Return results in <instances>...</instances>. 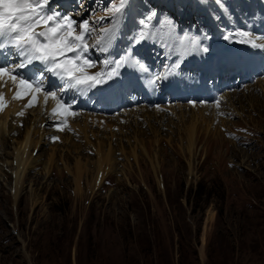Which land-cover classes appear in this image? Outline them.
<instances>
[{"label":"rangeland","instance_id":"obj_1","mask_svg":"<svg viewBox=\"0 0 264 264\" xmlns=\"http://www.w3.org/2000/svg\"><path fill=\"white\" fill-rule=\"evenodd\" d=\"M114 2L98 0L99 16ZM260 82L225 95L219 115L212 106L175 104L72 117L74 134H58L57 143L41 117L16 199L14 149L35 117L12 101L0 111V264H264ZM199 112L189 146V119ZM84 118L86 138L73 124ZM98 167L106 169L100 181Z\"/></svg>","mask_w":264,"mask_h":264},{"label":"snow or ice","instance_id":"obj_2","mask_svg":"<svg viewBox=\"0 0 264 264\" xmlns=\"http://www.w3.org/2000/svg\"><path fill=\"white\" fill-rule=\"evenodd\" d=\"M221 2L222 0H215L217 4ZM127 4L128 0H118V3H112V7L106 10L104 17L76 21L71 16L52 10L51 0H0V53L4 54V59L0 60V87L4 86L7 78L16 87L13 99H23L26 95H31L26 107H34L33 101L37 100V94L43 92L45 103L49 98L56 101L53 114L72 115V105H66L58 92L75 90L78 94H83L85 90L109 83L120 74L122 67L129 65L134 71L147 73L145 64L127 54L112 59L106 57L99 66L86 55L92 48L88 41L93 33L97 34L95 45L102 53L110 55V46L116 38L117 26L123 18ZM155 16L157 13L153 11L146 19L151 21ZM104 21L110 27L104 26ZM140 23L144 28L148 27L144 21ZM236 35L242 38V43L257 48L264 47V44H258L247 32ZM147 36L148 33L142 30L138 37H133L132 42L139 43ZM180 44L187 50L188 47L196 46V41L181 40ZM199 50L209 51L207 47ZM9 53L16 57L11 63L8 61ZM36 63L42 66L38 76L29 78L20 73L21 69ZM97 67L100 70L95 73L88 71ZM178 67V64L173 66ZM45 72L62 82L58 91H43ZM171 75H174L172 69L156 74L149 79V84L156 86L159 81L167 80ZM3 101V93H0V110L5 106ZM18 115H23V112ZM55 139L57 138L53 137Z\"/></svg>","mask_w":264,"mask_h":264},{"label":"bare ground","instance_id":"obj_3","mask_svg":"<svg viewBox=\"0 0 264 264\" xmlns=\"http://www.w3.org/2000/svg\"><path fill=\"white\" fill-rule=\"evenodd\" d=\"M261 82H264V81H261ZM260 82V83H261ZM261 89V88H260ZM0 93H3V96L4 97H7V98H9L10 96H11V88H10V86H7V88L6 89H2V87H0ZM231 94V93H230ZM230 94H228L227 95V97H229L230 99H231V97L234 99V96H235V94H236V92H234V94L233 95H230ZM251 94V93H250ZM231 101V100H230ZM20 103H22L23 104V108H22V110L24 111L25 110V112L27 113V111H30V110H26L25 109V107H24V104H25V102H20ZM15 104V103H14ZM230 105H232V103L230 102ZM51 107H54L53 105L51 106ZM192 108H194V107H192ZM21 109V108H20ZM34 110V112H33V117H35L34 118V122L33 123H31L28 127H26V128H28V129H26V132H25V134H24V137H23V139H22V141L21 142H19L18 144H17V146H16V148L14 149L15 151H14V164H15V166H14V168H15V171L13 172V175H14V179H15V186H14V190H13V196H14V198L16 199L17 198V196H18V193H19V190H21V186H22V182H23V179H25L24 177H25V175H26V172H27V170L28 169H30L31 167H32V163H31V161H30V163H29V147H30V145H31V142H32V136H33V134L35 133V129H34V123H36V121L38 120V119H40L41 117L43 118H45V119H43L44 121H46L47 119H48V110H47V108L46 107H44L43 106V104L42 103H40L39 105H38V107H36L35 109H32V111ZM207 110V109H206ZM209 110V109H208ZM196 110L194 109V112H195ZM201 111V110H200ZM204 111V110H203ZM2 112H4V113H6V108L4 109V110H2ZM30 113H31V111H30ZM200 113V112H199ZM202 113V112H201ZM194 114V116H192L190 119H189V121H191V122H189V126L190 127H188L189 128V130H188V134H186V136H188V138H187V141H188V145L189 146H193L194 145V143H195V131H196V129H197V127H196V121H198L197 120V118H200L201 117V119H203L202 118V114ZM60 115L61 114H56L55 116H57V118H59L60 117ZM192 115V114H191ZM206 115H207V113H206ZM64 116V115H63ZM63 116H62V118H63ZM205 116V115H204ZM73 117V116H72ZM71 117V118H72ZM73 118H76V117H73ZM187 118V117H186ZM181 121L180 122H184L186 119H185V116L184 115H182L180 118H179ZM204 119H206V118H204ZM77 120V119H76ZM71 121H74V120H71ZM95 120L93 119V122H94ZM194 121V122H193ZM3 122V121H2ZM50 122V121H49ZM55 122H57V120H55ZM81 122V123H80ZM97 122V121H96ZM199 122V121H198ZM82 123H83V126H82ZM202 123V122H201ZM73 124H75L74 126H75V128L76 129H78L80 132H82L83 133V135L85 136V138H86V133H85V127L87 126V124H88V119L87 118H84L83 120H81V121H77V122H73ZM180 124V123H179ZM4 126V124H2L1 122H0V128L1 127H3ZM46 126H49V125H46ZM183 126H185V125H183ZM81 127H84V128H81ZM87 128V127H86ZM187 128V127H186ZM2 130V129H1ZM187 130V129H186ZM43 132V131H42ZM37 133V132H36ZM186 133H187V131H186ZM41 135V134H40ZM88 139V138H87ZM86 141V140H85ZM102 142V141H101ZM112 144V143H111ZM104 146V145H103ZM109 146H110V144H109ZM191 150V149H190ZM97 153H98V151H97ZM109 153H111V150H110V152ZM108 153V154H109ZM31 155V154H30ZM106 155V154H105ZM13 156V155H12ZM98 157V156H97ZM104 156H99L98 158V160H102V161H100L101 163H105V164H107L108 162H110L111 160L109 159L110 158V156L108 155V156H106L105 158H103ZM110 160V161H109ZM114 160V159H113ZM78 162H79V160H78ZM112 162V161H111ZM77 163V162H76ZM3 166H6V165H8V163L7 162H5L4 160H3V158H2V163H1ZM32 164V165H31ZM2 165H1V167H2ZM100 165H102V164H98V166L100 167ZM108 165V164H107ZM106 165V166H107ZM79 166V165H78ZM98 167V173H97V179L96 180H99L100 179V176L103 174V172H106L105 170V168L104 169H102V168H99ZM102 167V166H101ZM105 167V166H104ZM121 169V168H120ZM101 171H102V173H101ZM2 172V169L0 168V173ZM1 175V174H0ZM101 177H103V176H101ZM102 179V178H101ZM100 181V180H99ZM98 181V182H99ZM203 245H204V236H203Z\"/></svg>","mask_w":264,"mask_h":264}]
</instances>
